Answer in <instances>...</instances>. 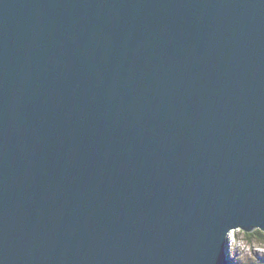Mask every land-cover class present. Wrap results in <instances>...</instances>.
<instances>
[{
	"label": "water",
	"instance_id": "1",
	"mask_svg": "<svg viewBox=\"0 0 264 264\" xmlns=\"http://www.w3.org/2000/svg\"><path fill=\"white\" fill-rule=\"evenodd\" d=\"M264 225V0H0V264H228Z\"/></svg>",
	"mask_w": 264,
	"mask_h": 264
},
{
	"label": "clouds",
	"instance_id": "2",
	"mask_svg": "<svg viewBox=\"0 0 264 264\" xmlns=\"http://www.w3.org/2000/svg\"><path fill=\"white\" fill-rule=\"evenodd\" d=\"M223 233L231 264H264V225L232 221Z\"/></svg>",
	"mask_w": 264,
	"mask_h": 264
},
{
	"label": "rangeland",
	"instance_id": "3",
	"mask_svg": "<svg viewBox=\"0 0 264 264\" xmlns=\"http://www.w3.org/2000/svg\"><path fill=\"white\" fill-rule=\"evenodd\" d=\"M229 264H231V262L228 260Z\"/></svg>",
	"mask_w": 264,
	"mask_h": 264
},
{
	"label": "bare ground",
	"instance_id": "4",
	"mask_svg": "<svg viewBox=\"0 0 264 264\" xmlns=\"http://www.w3.org/2000/svg\"><path fill=\"white\" fill-rule=\"evenodd\" d=\"M229 264V263H228Z\"/></svg>",
	"mask_w": 264,
	"mask_h": 264
}]
</instances>
